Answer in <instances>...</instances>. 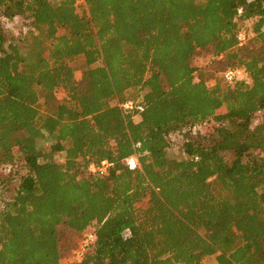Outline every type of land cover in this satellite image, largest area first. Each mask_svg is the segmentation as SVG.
Returning <instances> with one entry per match:
<instances>
[{
	"label": "trees",
	"instance_id": "obj_1",
	"mask_svg": "<svg viewBox=\"0 0 264 264\" xmlns=\"http://www.w3.org/2000/svg\"><path fill=\"white\" fill-rule=\"evenodd\" d=\"M85 2L0 0L35 45L23 53L0 25V167L19 180L0 210V264H264V0ZM200 52L210 62L196 65ZM227 68L247 81L226 82ZM128 99L144 110L114 103ZM177 133L184 159L168 153ZM104 160L106 175L88 170ZM60 226L95 235L80 260Z\"/></svg>",
	"mask_w": 264,
	"mask_h": 264
},
{
	"label": "rangeland",
	"instance_id": "obj_2",
	"mask_svg": "<svg viewBox=\"0 0 264 264\" xmlns=\"http://www.w3.org/2000/svg\"><path fill=\"white\" fill-rule=\"evenodd\" d=\"M80 9H83L82 6H80ZM27 19L23 17H16L12 20L6 19L2 16H0V25L5 29L9 36V40L12 42H17L20 44L22 48L23 53H27L28 49L32 50L35 48V45L33 42H31V33L25 34L26 26L28 25ZM253 20H248L245 22L244 28L242 32L246 33L248 39L253 36ZM37 34V32H34ZM28 35V36H27ZM27 36V40L24 41V38L22 37ZM45 43V40L43 41ZM29 50V51H30ZM85 58L83 55H79L75 60L71 62L72 66L75 68V75L77 79H80L82 77V70L81 66L84 63ZM210 62V57L207 52H200L198 54V58L195 60V64H207ZM210 64V63H209ZM214 70L220 69L221 64H215L214 66H211ZM208 74L214 75V73L211 71ZM137 93L136 91L128 92V96H135ZM44 99H41V102H43ZM114 101V103H116ZM135 120L139 119L138 115H135ZM264 120V111L259 112L255 116L254 124H257L258 122ZM213 126H215L214 121H210L207 124L203 125L199 131L200 132H206L208 130H212ZM170 139V147L168 150L169 156L174 159H184L187 157V155L184 152L183 144H184V136L181 134H173L169 137ZM51 144L50 140H47L46 138H42L38 140V146L44 149H48ZM227 156H231L230 153L227 154ZM55 159L57 161L63 162L65 159L64 153H57L55 154ZM10 167L8 165H2L0 167V179L4 180L5 185H1L0 187V210L4 206V202L11 199L13 194L15 193L19 180L16 178H12L9 175ZM59 237H60V244L62 246L63 254L64 256L70 255L68 257L72 258L75 251L79 248L83 234H78L76 232H73L70 230L67 226H60L59 227ZM203 264H218L217 256L216 255H210L206 256L203 260Z\"/></svg>",
	"mask_w": 264,
	"mask_h": 264
},
{
	"label": "built area",
	"instance_id": "obj_3",
	"mask_svg": "<svg viewBox=\"0 0 264 264\" xmlns=\"http://www.w3.org/2000/svg\"><path fill=\"white\" fill-rule=\"evenodd\" d=\"M78 4L81 6H85L86 2L85 0H77ZM238 12L241 14L242 13V8L238 10ZM248 39L246 33L244 32H239L238 34V41L239 44L242 45L246 40ZM223 78L226 82L228 83H234L239 80H244L247 81V75L241 68H227L223 72ZM120 108H122L124 111L128 112H136L135 114H138L139 112L144 110V105L140 100L137 99H128L126 101L120 102L117 100L116 102ZM139 116V115H138ZM138 146L140 143L137 144ZM127 167L130 170H135L138 165H139V160H138V155L133 154L130 155L128 158L125 160ZM113 165L112 162H109L108 160L102 161L100 164H95L91 163L88 167V170L97 173L100 176L106 175L109 171V168ZM95 240V235L92 232H88L85 234L80 247L75 251L73 254L72 259L75 261L80 260L83 256L84 253L88 250L90 245L94 242Z\"/></svg>",
	"mask_w": 264,
	"mask_h": 264
}]
</instances>
